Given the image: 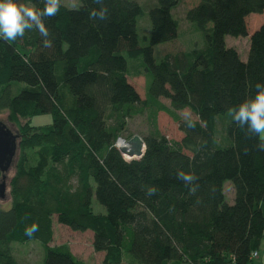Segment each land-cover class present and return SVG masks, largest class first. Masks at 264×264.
I'll use <instances>...</instances> for the list:
<instances>
[{
    "label": "trees",
    "instance_id": "trees-1",
    "mask_svg": "<svg viewBox=\"0 0 264 264\" xmlns=\"http://www.w3.org/2000/svg\"><path fill=\"white\" fill-rule=\"evenodd\" d=\"M80 1L45 20L51 48L35 30L0 39V113L18 125L20 148L11 207H0V264H23L13 244L29 242L44 246L43 264H87L67 245L51 246L55 218L73 232H93L102 264H253L264 239V151L227 110L264 82V23L250 38L247 61L226 38L248 37L246 20L264 15V0H199L186 19L203 34V46L160 62L155 47L178 38L173 10L180 0H156L149 9L145 46L138 2L104 0L108 16L98 20L89 13L100 5ZM135 65L146 77L145 95L130 80ZM16 83L24 87L14 93ZM185 110L194 129L179 116ZM159 113L178 124L181 141L159 132ZM42 115L52 123L33 126ZM144 116L153 131L142 138L144 155L128 160L117 141L131 140L130 122ZM220 119L227 121L222 145ZM178 170L198 177L194 195ZM148 186L157 193L147 196ZM94 201L106 212H96ZM33 223L39 230L29 237L25 228Z\"/></svg>",
    "mask_w": 264,
    "mask_h": 264
},
{
    "label": "rangeland",
    "instance_id": "rangeland-1",
    "mask_svg": "<svg viewBox=\"0 0 264 264\" xmlns=\"http://www.w3.org/2000/svg\"><path fill=\"white\" fill-rule=\"evenodd\" d=\"M143 6L144 12L146 13L140 18L139 21V36L140 44L147 45L148 41L146 37L150 35V21L148 17L149 9L156 6V0H133ZM62 3L70 9H76L81 5L80 0H75L76 7H73V0H62ZM199 0H180V3L176 9L173 10V16L179 22L178 38L172 42L158 45L155 47V59L160 62L165 54L167 53H178V52H190L194 49L201 48L204 43L203 34L197 29L196 25L189 22L186 19V12L193 6L197 5ZM247 26L249 36L246 38H234L227 37L226 43L228 47L235 48L243 61H247L250 38L251 36L262 26L264 23V15L252 14L247 18ZM132 62V61H131ZM137 62H142L140 58ZM133 63V62H132ZM130 63V65L132 64ZM137 64V63H136ZM130 80L136 86L140 93L145 95L146 88V77L144 74H139L137 65L132 67ZM24 86L23 84L16 83L14 86V93H17ZM165 103L167 101L163 100ZM189 111V110H187ZM184 112V111H183ZM183 112L179 113V116L183 119ZM190 112V111H189ZM192 114V113H191ZM9 112L0 113V127L15 136L16 149L11 159V163L7 168V171L0 174V185L4 184V192L0 194V207L2 209H9L11 207V197L9 184L16 173V167L20 156L19 148V127L9 120ZM194 118V115L192 114ZM51 115H42L32 118L31 124L33 126H44L52 123ZM157 129L162 135H165L169 140L181 141L183 134L178 128V124L165 113H159L157 118ZM227 124L226 120H219L217 122L218 130V143L227 144V138L225 135L224 127ZM130 133L140 138L145 137L153 128L148 120V117H139L131 121L129 124ZM126 138V137H124ZM123 138V139H124ZM125 140V139H124ZM129 141V139H127ZM119 149V148H118ZM232 183L228 182L225 185V193L227 201L232 202L234 198ZM264 210V205L262 206ZM94 208L96 212L105 213V209L94 201ZM93 232L87 231L85 233L73 232L69 228L62 226L57 223L56 218L54 219V239L51 246H63L67 245L72 253L80 260L87 264H102L104 254H98L93 250ZM14 254L19 261L23 264H43L45 249L44 246L39 242H29L26 244H13Z\"/></svg>",
    "mask_w": 264,
    "mask_h": 264
},
{
    "label": "clouds",
    "instance_id": "clouds-1",
    "mask_svg": "<svg viewBox=\"0 0 264 264\" xmlns=\"http://www.w3.org/2000/svg\"><path fill=\"white\" fill-rule=\"evenodd\" d=\"M43 7H38L24 0H0V39L4 41H17L25 36L27 31H37L41 37L44 48L53 46V39L50 29L45 20L55 17L61 7L65 5L62 0H41ZM100 5L99 9H93L89 16L91 19L105 20L108 16V9L104 6V0H94ZM73 7H76L73 0ZM255 95L246 97L238 105L227 110L232 121L249 137H255V145L258 151H264V82L258 81L255 84ZM183 119L186 127L194 129L197 121L193 119L191 112L185 110ZM247 151V150H246ZM176 178L188 187L190 194L198 191L196 183L198 177L191 172L178 170ZM155 186H148L146 195L151 197L157 193ZM39 230V225L33 223L25 228V235L31 237Z\"/></svg>",
    "mask_w": 264,
    "mask_h": 264
},
{
    "label": "water",
    "instance_id": "water-1",
    "mask_svg": "<svg viewBox=\"0 0 264 264\" xmlns=\"http://www.w3.org/2000/svg\"><path fill=\"white\" fill-rule=\"evenodd\" d=\"M16 140L17 138L7 132L4 127H0V171L2 173L7 171L11 163V159L14 155V151L16 149ZM139 147V152L134 154L129 149L125 147L122 148L120 151L121 153L127 157L129 160L140 159L145 152V144L142 138L139 136H134L131 140L128 141V145H134ZM143 147V148H142ZM136 155V156H135ZM4 184L0 185V194L2 195L4 192Z\"/></svg>",
    "mask_w": 264,
    "mask_h": 264
},
{
    "label": "crops",
    "instance_id": "crops-1",
    "mask_svg": "<svg viewBox=\"0 0 264 264\" xmlns=\"http://www.w3.org/2000/svg\"><path fill=\"white\" fill-rule=\"evenodd\" d=\"M263 213H264V210H263ZM258 253H259V257L254 260L253 264H264V239H263L260 249L258 250Z\"/></svg>",
    "mask_w": 264,
    "mask_h": 264
},
{
    "label": "built area",
    "instance_id": "built-area-1",
    "mask_svg": "<svg viewBox=\"0 0 264 264\" xmlns=\"http://www.w3.org/2000/svg\"><path fill=\"white\" fill-rule=\"evenodd\" d=\"M119 143H122L125 147H126V145H128V141L127 140H124V139H122V138H120L118 141H117V144H116V146H117V148H119ZM124 148V147H123ZM122 148H119V150H121ZM259 257V253H258V251H254L253 253H252V259L253 260H255V259H257Z\"/></svg>",
    "mask_w": 264,
    "mask_h": 264
},
{
    "label": "bare ground",
    "instance_id": "bare-ground-1",
    "mask_svg": "<svg viewBox=\"0 0 264 264\" xmlns=\"http://www.w3.org/2000/svg\"><path fill=\"white\" fill-rule=\"evenodd\" d=\"M119 148H123V147H125L122 143H119ZM126 149H129L131 152H133L134 154H136L137 155V153L139 152V147H137V146H135V144L134 145H126V147H125ZM143 148V147H142ZM135 155V156H136ZM127 158V157H126ZM130 160V159H129Z\"/></svg>",
    "mask_w": 264,
    "mask_h": 264
},
{
    "label": "flooded vegetation",
    "instance_id": "flooded-vegetation-1",
    "mask_svg": "<svg viewBox=\"0 0 264 264\" xmlns=\"http://www.w3.org/2000/svg\"><path fill=\"white\" fill-rule=\"evenodd\" d=\"M1 173H2V172H1ZM1 173H0V174H1Z\"/></svg>",
    "mask_w": 264,
    "mask_h": 264
}]
</instances>
